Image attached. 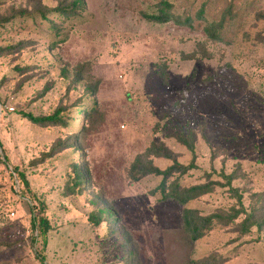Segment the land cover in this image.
<instances>
[{
	"label": "rangeland",
	"instance_id": "rangeland-1",
	"mask_svg": "<svg viewBox=\"0 0 264 264\" xmlns=\"http://www.w3.org/2000/svg\"><path fill=\"white\" fill-rule=\"evenodd\" d=\"M58 1L0 0V20L14 15L0 25V157L9 156L0 161V264H191L210 254L225 257L221 264H264V222L245 235L216 226L195 241L182 230L183 208L207 214L234 204L222 188L181 205L152 192L161 176H127L152 143L188 164L192 153L178 137L192 134L197 167L171 179L191 185L240 166L245 175L233 185L248 210L264 211V0H168L166 22L142 15L157 13L160 0H84L79 16L48 15L57 34L36 11ZM231 3L237 19L221 39L207 37L206 22ZM82 102L97 112L83 121L80 149L46 156L81 123L44 127L22 113L70 115ZM76 162L88 181L68 194ZM153 163L164 169L172 161ZM13 166L45 203L52 228L44 248L33 242L31 206ZM103 204L115 213V230L88 219Z\"/></svg>",
	"mask_w": 264,
	"mask_h": 264
},
{
	"label": "trees",
	"instance_id": "trees-1",
	"mask_svg": "<svg viewBox=\"0 0 264 264\" xmlns=\"http://www.w3.org/2000/svg\"><path fill=\"white\" fill-rule=\"evenodd\" d=\"M83 6L84 0H60L58 1L56 7L47 8L44 4H42V8H38L36 12L48 23L53 24V18L48 16L50 13H57L59 16L65 19H70L72 17L79 16L80 10L83 8ZM172 6V3H170L168 0H160L157 13H142V15L151 21L166 22L172 18V13L170 10ZM203 8L204 7L202 5L198 8L196 11L197 17H203ZM20 14H27V12L23 11ZM12 17H3L0 20V25H3L5 22L9 21ZM191 19L192 16L189 15L184 19V21H180L179 23H190ZM236 19L237 12L234 11L233 5L231 3L225 7V9H223L218 20H213L210 22L207 21L206 25L203 27V31L207 37L213 40H219L223 36V29L225 26L234 22ZM51 27L57 32V34H59L60 30L58 29L60 28H58L55 23L51 25ZM10 49H14V46L8 48V50ZM73 78L75 83L81 81L82 76L80 75V70H76L74 72ZM88 89L89 91L92 90V88ZM96 112L97 109L92 103L82 102L75 108L74 114L71 113L70 115H64L63 109L59 108L56 109L52 114L40 116H35L30 112H23L22 117L40 126H57L68 129L73 126L72 121L79 120L81 124L79 127H77V130L70 132L66 140L63 142L58 141L50 148L46 156H51L65 148L72 147L75 150H79L81 137L89 130V127H87L83 121L90 120V118L95 116ZM178 140L192 153V158L188 164H183L177 161L175 154L165 145L152 143V145L147 147L142 153L135 155L128 168L127 176L132 182L137 181L149 174L161 176L160 183L152 192H156L158 190L162 200L171 199L181 205L187 204L188 202L198 199L201 196L212 193L216 188H222L231 198L234 199V204L230 205L229 207L216 208L207 214H201L197 209L187 207L183 208L181 212L182 230L188 235L190 241H195L203 237L216 226H233L235 231L241 235H245L250 232V228L252 226H259L261 222H264V211H262V213H259L258 211L257 213L258 209L248 210V207L244 204L243 190H241L238 186L233 185L235 180L245 175L242 173L240 166H237L229 173H225L224 170H221L218 173L215 172L217 176L220 177L219 179L213 178L211 172L206 173L202 182L191 185H184L180 183L175 177L174 179H171V177H173L175 174L182 175L197 167L195 163V145L192 134L187 136L181 135L178 137ZM0 148L3 149L1 143ZM154 156L170 159L172 163L166 168L160 169L153 163ZM0 161H3L4 163L9 161V156L7 153H5V151L2 158L0 157ZM10 169L11 174L15 175L18 184L22 186L19 192L23 196H26L27 203L29 207L31 206L30 222L31 228L34 232L33 242L35 243L37 241H41L42 248H44L47 243V234L52 228V225L45 214V203H43V201H41L40 198L37 197L36 194L30 189L26 175L22 170L19 169L18 166H13ZM71 180L72 184L68 187L70 190L68 194L81 193L88 181L87 174L77 162L72 164ZM254 194L258 195L256 201L262 200L260 193ZM88 219H90L95 225L108 220L106 224L111 225L112 229L115 230L114 223L116 222V216L114 211L107 204H103L100 207H97L96 211L89 213ZM124 245H126V243ZM131 254H133V252L129 251L128 255ZM225 260V257L220 255L218 256L217 254H210L201 260L191 261V264H221Z\"/></svg>",
	"mask_w": 264,
	"mask_h": 264
}]
</instances>
